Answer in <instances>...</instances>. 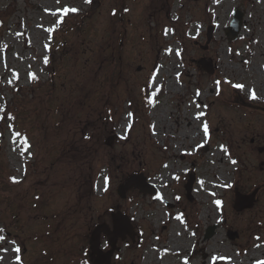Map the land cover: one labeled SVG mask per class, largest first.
Returning a JSON list of instances; mask_svg holds the SVG:
<instances>
[{
	"label": "rangeland",
	"instance_id": "obj_1",
	"mask_svg": "<svg viewBox=\"0 0 264 264\" xmlns=\"http://www.w3.org/2000/svg\"><path fill=\"white\" fill-rule=\"evenodd\" d=\"M133 173L156 192L120 196ZM117 211L132 235L110 264H200L216 232L242 257L264 249V0H0V264H90Z\"/></svg>",
	"mask_w": 264,
	"mask_h": 264
},
{
	"label": "bare ground",
	"instance_id": "obj_2",
	"mask_svg": "<svg viewBox=\"0 0 264 264\" xmlns=\"http://www.w3.org/2000/svg\"><path fill=\"white\" fill-rule=\"evenodd\" d=\"M258 70H260V66L257 65L255 62H253L252 66H251V70L256 72V68ZM170 87L172 89L177 90L179 88V86H173L170 84ZM256 89H257V84H256ZM263 89H259V92L262 93ZM197 99L199 100V96L197 95ZM162 113H164V109L162 110ZM155 114V113H153ZM158 123V122H157ZM190 124V122L188 121V125ZM124 126V124H123ZM169 134H171L170 128L168 127L166 130ZM160 130L159 128L156 126V133H159ZM179 135H182V133L180 132ZM183 136V135H182ZM201 164H203L205 162V160H201L200 161ZM223 168V167H222ZM231 168L232 167H228L226 169V171H224V169H220V180H216L215 184H221L222 182H226L225 181V177L231 175ZM233 171V170H232ZM243 185H241L242 187ZM228 188H230L228 186ZM237 195L235 196V198H233V201H235L236 199L238 203H241V206H245V202L247 200H249V196L247 194H241L238 190H237ZM164 199V198H163ZM165 200V199H164ZM231 202V197L230 195H226L225 199L223 200L224 203V207H226L228 209V205ZM239 215L237 217L231 216V214L228 212V210L224 212V214L228 217H230L232 219V223H230L229 225H236L237 223H240L244 220V216H243V212L242 210H239ZM208 215V214H207ZM223 217V216H221ZM208 219L209 221L214 220L213 222L216 225H219V221L217 218H212L211 215H208ZM172 236V235H171ZM226 239L222 236H220V234L218 232L215 233V235L212 238H208L206 241H204V243L201 245L200 249L202 250V260L200 261V264H208L209 262H216L218 264H235L232 262V260L234 258H239L238 263L237 264H242L244 259L246 258V261L249 260H255L256 262H264V249H262L257 255H254L253 253H250L247 257H242L241 255V251L240 248L237 246L238 243H223V241H225ZM170 241L172 242L171 248H170V252L174 253V252H179L182 248V246H180L177 243V240L174 239V237H170ZM208 241L210 243H208ZM230 245V248L228 249V252H224V250L222 249V245ZM237 244V245H236ZM215 257V259H213ZM149 259L148 261H146L145 264L149 263ZM189 264H194V263H189Z\"/></svg>",
	"mask_w": 264,
	"mask_h": 264
},
{
	"label": "water",
	"instance_id": "obj_3",
	"mask_svg": "<svg viewBox=\"0 0 264 264\" xmlns=\"http://www.w3.org/2000/svg\"><path fill=\"white\" fill-rule=\"evenodd\" d=\"M242 12L240 9H236L234 11V17L230 23L229 26L226 27V34L230 39L236 38L239 30L241 28V19H242ZM191 183H192V179H190L189 183L186 185V189L187 192H190L191 189ZM136 186L139 189L143 190L144 192L149 190L151 192L154 191L152 185L150 183H147L144 180V177L142 174H136V175H131L128 178H126V180L120 185L118 191L119 193L124 196V191L127 187L129 186ZM115 216L119 219H126V216L120 212H117L115 214ZM106 227L104 226H97L92 234V238L90 240V246H91V250H92V264H110V257L111 254L113 253V251L116 249L115 248V241L116 238L118 237V235H124L126 230H119V232L116 233H111L109 232L107 229H105ZM104 231L108 237H109V243L111 245V249L107 250V251H102L99 248L100 245V233ZM211 233V232H210ZM96 258H104L102 260H98Z\"/></svg>",
	"mask_w": 264,
	"mask_h": 264
},
{
	"label": "snow or ice",
	"instance_id": "obj_4",
	"mask_svg": "<svg viewBox=\"0 0 264 264\" xmlns=\"http://www.w3.org/2000/svg\"><path fill=\"white\" fill-rule=\"evenodd\" d=\"M64 11L67 13L68 11L75 12V11H77V10L74 9V8H73V9H67V8H65ZM236 87H243V85H236ZM252 95H253V98H254V97H255V92H254V91H253ZM204 130H205V132L207 133V131H208V126H207V124L204 125ZM17 135H20V134L18 133ZM216 203H217V205H219V204H220V201L217 200ZM2 239H3V238L0 237V240H2ZM16 251H19V249L17 248ZM213 259H215V257H214Z\"/></svg>",
	"mask_w": 264,
	"mask_h": 264
},
{
	"label": "trees",
	"instance_id": "obj_5",
	"mask_svg": "<svg viewBox=\"0 0 264 264\" xmlns=\"http://www.w3.org/2000/svg\"><path fill=\"white\" fill-rule=\"evenodd\" d=\"M12 112H14V114H12L11 116L9 117H14L13 120H17L16 117H17V114H16V108L15 109H10ZM76 264L78 263V261H75Z\"/></svg>",
	"mask_w": 264,
	"mask_h": 264
},
{
	"label": "flooded vegetation",
	"instance_id": "obj_6",
	"mask_svg": "<svg viewBox=\"0 0 264 264\" xmlns=\"http://www.w3.org/2000/svg\"><path fill=\"white\" fill-rule=\"evenodd\" d=\"M167 205H170V204H167Z\"/></svg>",
	"mask_w": 264,
	"mask_h": 264
}]
</instances>
